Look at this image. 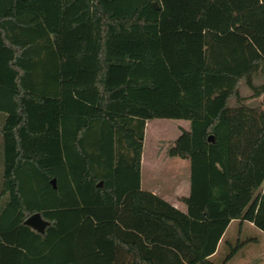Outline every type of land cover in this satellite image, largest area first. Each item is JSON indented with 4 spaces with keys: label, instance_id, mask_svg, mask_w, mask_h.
Instances as JSON below:
<instances>
[{
    "label": "trees",
    "instance_id": "obj_1",
    "mask_svg": "<svg viewBox=\"0 0 264 264\" xmlns=\"http://www.w3.org/2000/svg\"><path fill=\"white\" fill-rule=\"evenodd\" d=\"M258 8L0 0V264H216L231 222L264 232ZM154 119L190 122L186 213L141 187Z\"/></svg>",
    "mask_w": 264,
    "mask_h": 264
},
{
    "label": "rangeland",
    "instance_id": "obj_2",
    "mask_svg": "<svg viewBox=\"0 0 264 264\" xmlns=\"http://www.w3.org/2000/svg\"><path fill=\"white\" fill-rule=\"evenodd\" d=\"M253 1L250 0V2ZM257 14L264 16V8H260ZM249 93L246 88H243V94L248 95ZM181 128L189 131L190 122L173 119H154L147 124L144 153L147 154L153 150L156 153H161L160 158L164 160V164L159 168V173L155 172L151 182L168 192H171V187H173V182L176 181L178 174H181L180 180L182 184L185 179L186 181L189 179L188 170H186L185 174V169L183 170V168L178 173L173 168H170L174 158L168 155V150L181 135L183 131ZM152 147L153 149H150ZM148 175L150 176L149 172L145 170L144 177L147 178ZM231 254H233V257L227 264H264V232L248 223L231 222L220 245L215 259L216 264L222 263Z\"/></svg>",
    "mask_w": 264,
    "mask_h": 264
},
{
    "label": "crops",
    "instance_id": "obj_3",
    "mask_svg": "<svg viewBox=\"0 0 264 264\" xmlns=\"http://www.w3.org/2000/svg\"><path fill=\"white\" fill-rule=\"evenodd\" d=\"M147 124L146 123V133L147 134ZM181 130H186L185 128H181ZM144 148V147H143ZM150 149H153L150 148ZM161 153H156L155 151H149L147 154H142V160H141V187L145 191L152 192L153 194H156L157 196L161 197L180 211L186 213L187 212V206L185 203L182 202L183 198H187L190 195L191 192V164L190 161L187 159H181V158H174L172 164L170 165V168H173L175 172H179L181 168L183 170H188V177L189 179L186 181V179L183 181V184L180 180L181 174L176 176V181L173 182V187H171V192L164 191L160 186H155L151 179L154 178L155 172L159 173V168L164 164V160L160 158ZM147 170L150 174L147 178L144 177V171ZM251 224V223H249ZM253 225V224H251ZM221 245V244H220Z\"/></svg>",
    "mask_w": 264,
    "mask_h": 264
},
{
    "label": "water",
    "instance_id": "obj_4",
    "mask_svg": "<svg viewBox=\"0 0 264 264\" xmlns=\"http://www.w3.org/2000/svg\"><path fill=\"white\" fill-rule=\"evenodd\" d=\"M154 7L156 9H159L158 5L156 3H154ZM209 141H213L212 137H209ZM51 185L53 186V188H56V179H52L50 181ZM99 187L103 186V183L100 182L98 184ZM48 222L43 220L41 215L39 213H35L32 216H30L26 221H25V225L30 226L32 229L36 230L39 233H44L45 228L48 226Z\"/></svg>",
    "mask_w": 264,
    "mask_h": 264
}]
</instances>
